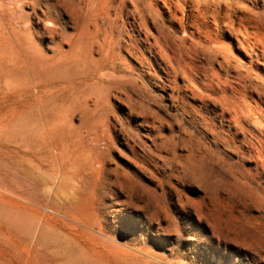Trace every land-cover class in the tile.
I'll list each match as a JSON object with an SVG mask.
<instances>
[{"label":"rangeland","instance_id":"rangeland-1","mask_svg":"<svg viewBox=\"0 0 264 264\" xmlns=\"http://www.w3.org/2000/svg\"><path fill=\"white\" fill-rule=\"evenodd\" d=\"M181 1L0 0V264H264V0Z\"/></svg>","mask_w":264,"mask_h":264},{"label":"bare ground","instance_id":"bare-ground-1","mask_svg":"<svg viewBox=\"0 0 264 264\" xmlns=\"http://www.w3.org/2000/svg\"><path fill=\"white\" fill-rule=\"evenodd\" d=\"M232 1V0H231ZM250 1V0H249ZM154 2V1H153ZM180 2H182L181 0H180ZM235 2H238V1H235ZM187 3V2H186ZM224 3V2H223ZM241 3V2H240ZM242 4V3H241ZM155 5V4H154ZM159 6V5H158ZM184 7H185V5H184ZM249 7V6H248ZM259 7V6H258ZM167 9V8H166ZM224 10V9H223ZM261 9H259V11H260ZM172 11V10H171ZM183 11H185V10H183ZM257 12V11H256ZM262 12V11H261ZM185 13V12H184ZM238 15V14H237ZM213 16V15H212ZM205 17V16H204ZM186 18V17H185ZM208 18V17H207ZM204 19V18H203ZM186 20V19H185ZM209 20V19H208ZM234 20V19H233ZM263 20V19H262ZM192 21V20H191ZM205 27H206V25H205ZM261 29V28H260ZM230 31V30H229ZM233 31V30H232ZM209 34V33H208ZM226 34V33H225ZM255 35H256V33H255ZM258 35V34H257ZM224 36V35H223ZM240 37V36H239ZM207 38V37H206ZM230 39V38H229ZM222 40V39H221ZM223 41V40H222ZM241 42V41H240ZM235 43V42H234ZM235 45V44H234ZM242 45H244V44H242ZM250 45V44H249ZM249 49H251V48H249ZM234 52V51H233ZM247 52H249V51H247ZM254 53H255V51H253ZM241 53V52H240ZM242 54V53H241ZM250 54V53H249ZM259 54V53H258ZM245 55V54H244ZM243 55V56H244ZM251 55H253V54H251ZM255 56H257V55H255ZM251 58H253V56H250ZM258 57V56H257ZM256 58V57H255ZM251 60H253V59H251ZM258 60V59H257ZM256 67V66H255ZM254 68V67H253ZM257 68V67H256ZM264 70V69H263ZM261 72V71H260ZM251 77H253V76H251ZM262 77H263V75H262ZM257 96V95H256ZM263 100V99H262ZM262 112H263V110H262ZM260 115V114H259ZM263 115V114H262ZM88 228V227H87ZM92 230V229H91Z\"/></svg>","mask_w":264,"mask_h":264}]
</instances>
